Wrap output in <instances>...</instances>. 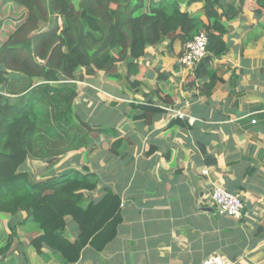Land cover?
<instances>
[{"label": "crops", "instance_id": "crops-1", "mask_svg": "<svg viewBox=\"0 0 264 264\" xmlns=\"http://www.w3.org/2000/svg\"><path fill=\"white\" fill-rule=\"evenodd\" d=\"M250 1L227 22V51L207 62L216 76L211 87L208 76L180 65L182 44L168 46V39L138 60L131 78L138 85L127 82L126 63H118V77L76 73L71 112L78 131L69 134L84 144L25 166L35 165V180L67 170L91 173L98 181L94 198L107 188L120 197L116 236L101 251L84 247L74 264H202L215 254L264 264V11L254 13ZM201 8L194 3L187 10ZM145 101L162 112L138 107ZM163 106L186 117L177 120ZM215 185L240 197L242 219L216 214L208 200ZM24 217L0 264H62L51 249L36 251L37 230L20 223ZM67 226L73 239V223Z\"/></svg>", "mask_w": 264, "mask_h": 264}, {"label": "trees", "instance_id": "trees-1", "mask_svg": "<svg viewBox=\"0 0 264 264\" xmlns=\"http://www.w3.org/2000/svg\"><path fill=\"white\" fill-rule=\"evenodd\" d=\"M245 2L0 0V15L12 14L17 20L0 45V213L9 217L0 255L16 236L21 213L25 217L20 223L37 230L31 238L36 251L51 249L62 264L76 263L86 246L101 251L116 236L120 197L107 188L94 198L98 181L93 174L67 170L35 180L25 167L27 160H45L84 144L79 135L69 134L78 131L71 112L76 73L83 68L87 74L102 71L118 77V63H126L127 82L138 85L131 78L138 75V60L147 47L167 39L168 46L183 45L205 32L206 56L194 70L199 78L208 76L211 87L216 76L208 72L207 62L227 51L222 35ZM194 3L202 4L201 13L187 10ZM254 6V13H263L264 0H255ZM8 20L0 18V24ZM14 76L18 78L12 80ZM3 90L17 97L5 96ZM138 107L162 112L147 101ZM69 220L73 239L66 234Z\"/></svg>", "mask_w": 264, "mask_h": 264}, {"label": "built area", "instance_id": "built-area-1", "mask_svg": "<svg viewBox=\"0 0 264 264\" xmlns=\"http://www.w3.org/2000/svg\"><path fill=\"white\" fill-rule=\"evenodd\" d=\"M206 44L207 35L205 32H200L192 40L185 42L182 45V53L179 58L180 65L186 70L193 71L206 55ZM168 110L176 118L183 119L186 117V114L180 109L168 108ZM201 173L207 174V170L203 169ZM208 200L218 215L231 217L236 220H240L244 216V205L240 197L223 186H213ZM202 264H235V262L223 254H215L205 258Z\"/></svg>", "mask_w": 264, "mask_h": 264}, {"label": "rangeland", "instance_id": "rangeland-1", "mask_svg": "<svg viewBox=\"0 0 264 264\" xmlns=\"http://www.w3.org/2000/svg\"><path fill=\"white\" fill-rule=\"evenodd\" d=\"M144 10H146V7L144 8ZM4 17H7L9 20L8 21H6V23H8V24H0V45L5 41V39H6V34H7V32H9V31H11V30H13V24H14V22H16L17 20H16V17L15 16H13L12 14H7V15H0V18H4ZM19 18V17H18ZM12 28V29H11ZM6 32H5V31ZM18 77H13V79L12 80H15V79H17ZM15 89H17L18 88V85H12ZM7 91H5V90H3V91H1V94H3V95H5V96H9V97H11V98H15V97H17V95H8L7 93H6ZM29 167H30V169H33L34 168V164L31 162V163H29V165H28ZM29 169V170H30ZM34 170V172H35V169H33ZM30 172H32V176H33V178L34 179H37V175H36V172H35V174H34V172L31 170ZM214 210V209H213ZM7 220H9V217H8V215L7 216H5V215H3V217H2V215H1V217H0V226H2L3 227V230L6 232V233H9L8 231V227H7V224H8V222L9 221H7ZM14 223L16 222V221H13ZM69 222H72V221H70L69 220ZM14 223H12L13 225H14ZM11 224V223H10ZM14 227H15V225H14ZM30 231V230H29ZM5 233V234H6ZM18 224H16V236L14 237V238H17L18 237ZM4 239V238H3ZM3 239H1V240H3Z\"/></svg>", "mask_w": 264, "mask_h": 264}]
</instances>
